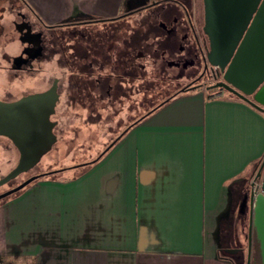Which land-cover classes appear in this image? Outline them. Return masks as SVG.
<instances>
[{
	"label": "crops",
	"instance_id": "1",
	"mask_svg": "<svg viewBox=\"0 0 264 264\" xmlns=\"http://www.w3.org/2000/svg\"><path fill=\"white\" fill-rule=\"evenodd\" d=\"M20 1L44 25L106 35L93 75L117 70L118 60L131 66L116 95L94 91L95 107L142 99L150 55L141 43L153 41L160 55L159 38H142L145 24L125 16L152 12L163 0ZM91 41L66 39L42 64L47 76L77 77L72 46ZM69 92L60 96L84 108ZM152 108L88 166L38 177L0 206V264H235L227 252L233 214L264 156V113L199 86Z\"/></svg>",
	"mask_w": 264,
	"mask_h": 264
},
{
	"label": "flooded vegetation",
	"instance_id": "2",
	"mask_svg": "<svg viewBox=\"0 0 264 264\" xmlns=\"http://www.w3.org/2000/svg\"><path fill=\"white\" fill-rule=\"evenodd\" d=\"M7 1V9L14 15V17L10 20L12 35L6 37L7 39L5 40L3 34L4 0H0V100L15 101L28 94L45 91L51 86L53 79L57 78V92L59 94L58 101L61 99V90L71 88L72 93H68V98L72 100L76 99L84 108H91V110H94L96 109V101L93 95L95 90H100L101 94L106 92L111 95H116L120 89V82H128L131 80V66L128 63L119 60L115 66L117 70L113 69V65L111 73L93 75L92 65L98 62L96 55L99 51V49H95L93 44V47L90 48H88V45L85 48L79 44L78 48L76 45L72 46L73 51L71 55L79 59V75L77 77H53L50 79L47 76L46 71L43 69L42 64L44 61L48 60L51 55L60 53L67 47V45H65L66 39H74L77 42L81 39L76 36L77 33L83 35H99V33L92 30L89 31L86 28L81 32H77L76 30L69 32L71 29L66 24L58 25L56 27L44 25L39 21L36 15L22 3V1ZM175 1L176 0H163L161 7L150 12V19H145L140 22L145 24L144 31L141 33L142 38H153L155 36H158L159 38L157 43L159 46L158 48L161 49L159 53L160 55L153 53V41L141 43V48L143 50H148V56L150 55V59L153 61L152 63L156 66L155 68L157 70H155L165 73V67L177 68L178 71L175 74V78H183L181 80L183 85L169 96L199 86L200 82L210 74L216 79L215 82L219 79L218 68L214 70L204 60L208 40L201 30V24L203 22L202 0H196L195 6L192 5L191 0H184L183 2L176 1L177 3H172ZM135 10L136 9L128 13L125 17H130L132 14L138 12ZM57 30H65V32L61 33L62 35L60 34L59 36L55 33ZM135 32L136 31H133L130 35L133 38L132 42L139 40L138 31ZM104 36L106 37V35ZM59 37L63 40L61 47L57 46L60 39ZM89 41H91V39H89ZM9 46H12L10 51L7 50L9 49ZM175 52L179 53L175 54ZM83 59L86 61L83 62ZM113 71H117L116 75L112 73ZM3 76H6L5 83L2 82ZM169 96L166 97V99L169 98ZM54 114L55 111L50 117V119L55 122L53 132L57 123L56 120L52 119ZM141 118L142 117L140 116L131 124L137 122ZM131 124L124 127L118 136L123 134ZM3 149H14L19 156L18 150L11 141L4 136H0V150ZM49 172H38L35 173L34 176L38 175V177H41ZM255 172L256 170L252 175H255ZM4 175L0 176V178ZM15 178L2 185V187H5L0 193L18 185L19 183H14ZM8 196L1 199L7 198ZM240 203L241 199L238 202V215L247 219L248 228L247 211L244 213L240 212ZM252 246L254 249H252L250 264H255L257 263V246L254 241L252 242ZM240 249L241 248H239L238 251L228 252L235 264L236 262L237 264H241L240 262H242L240 258L242 251Z\"/></svg>",
	"mask_w": 264,
	"mask_h": 264
},
{
	"label": "water",
	"instance_id": "3",
	"mask_svg": "<svg viewBox=\"0 0 264 264\" xmlns=\"http://www.w3.org/2000/svg\"><path fill=\"white\" fill-rule=\"evenodd\" d=\"M202 4L201 30L208 40L204 60L219 70L218 81L209 88L222 89L264 113V0H202ZM57 81L53 79L45 91L15 101L0 100V136L8 138L19 153L16 165L0 178V186L36 165L56 142L50 117L59 98ZM37 177L0 193V199ZM255 179L260 182L259 191L250 182L240 203V212L247 211L248 218L245 264H250L252 241L257 242L255 264H264V156Z\"/></svg>",
	"mask_w": 264,
	"mask_h": 264
},
{
	"label": "rangeland",
	"instance_id": "4",
	"mask_svg": "<svg viewBox=\"0 0 264 264\" xmlns=\"http://www.w3.org/2000/svg\"><path fill=\"white\" fill-rule=\"evenodd\" d=\"M7 6L8 1L4 0L3 34L5 40L7 39L6 37L12 35L10 20L14 17V15L8 11ZM150 16V12L142 13L138 11L127 18L134 22L139 21L140 23L145 19H150ZM73 30H76L77 32L84 31V29L81 28H72L69 32H72ZM63 32H65V30L55 31L56 35L59 36ZM76 36H78L79 39L81 38V40L93 38L91 41L92 43L90 42L88 44V48L93 47L92 44L95 46V49L102 48L104 41H107L106 37L100 34L83 35L77 33ZM59 38L57 46L61 47L63 40L61 37ZM178 53L179 52H175V54ZM152 62L153 61L149 59L148 90L146 93L142 94V99H140V94V96L137 95L136 101L131 100L130 102L128 98L129 95H126V102H124V105L119 107V109L116 108L118 104L115 102L105 107L102 106L107 105V102H102L101 107H96L94 110H91V108L72 106L68 104L64 98L65 96L62 95L57 103L55 114L52 116V119L57 121L54 130L57 137L56 142L52 148L41 157L36 165L27 171L20 173L15 178L14 183H20L28 177L34 176V174L38 172H49L58 169L60 171L67 170L69 168L80 167L87 163L99 154V152H102V150L111 143V140L113 141V139H115L124 127H127L134 120L144 115L149 109L164 100L183 85L181 82L183 78H175V74L178 71L177 68L165 67L166 71L163 73L162 71H156L157 69L152 70L151 67H156ZM5 78L6 76H3L2 82L4 83L6 81ZM17 160L18 154L14 149L0 150V176L7 174L16 165ZM243 186H245L244 188L246 189V185ZM4 187L5 186H0V191H2ZM11 196L12 195L0 199V206ZM238 202L233 214V229L230 243L234 248H241L242 255L240 258L242 262L240 263L245 264L248 231L247 219L238 215ZM252 249L254 248L251 245V254Z\"/></svg>",
	"mask_w": 264,
	"mask_h": 264
},
{
	"label": "built area",
	"instance_id": "5",
	"mask_svg": "<svg viewBox=\"0 0 264 264\" xmlns=\"http://www.w3.org/2000/svg\"><path fill=\"white\" fill-rule=\"evenodd\" d=\"M215 80L216 79L213 77V75L210 74L209 76L205 77L200 82V85H199L200 89L203 92L207 93V95L209 97H218V96H220L223 93V90L222 89H218V88L210 89L209 88V85L212 84V83H214ZM250 182H253L255 191H259L260 182L255 179V175H252L251 176Z\"/></svg>",
	"mask_w": 264,
	"mask_h": 264
},
{
	"label": "trees",
	"instance_id": "6",
	"mask_svg": "<svg viewBox=\"0 0 264 264\" xmlns=\"http://www.w3.org/2000/svg\"><path fill=\"white\" fill-rule=\"evenodd\" d=\"M187 90H189V89H187ZM185 91H186V90H185ZM183 92H184V91H183ZM173 96H174V95H173ZM170 97H172V96H169V98H170ZM169 98H167V99L165 98V99H164V102H166ZM148 113H149V112H148ZM91 162H92V161H91ZM91 162H87V163L81 165L80 167L88 166ZM58 171H60V170L53 171V172H49V173H46V174H44V175H49V176H50V175L55 174V173L58 172ZM44 175H43V176H44Z\"/></svg>",
	"mask_w": 264,
	"mask_h": 264
}]
</instances>
